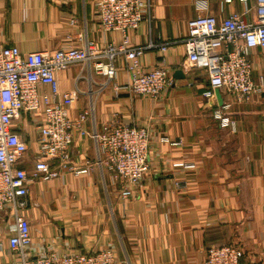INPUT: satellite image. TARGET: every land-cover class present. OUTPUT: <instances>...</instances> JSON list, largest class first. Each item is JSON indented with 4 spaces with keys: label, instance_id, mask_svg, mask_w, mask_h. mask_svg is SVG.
Returning <instances> with one entry per match:
<instances>
[{
    "label": "crops",
    "instance_id": "1",
    "mask_svg": "<svg viewBox=\"0 0 264 264\" xmlns=\"http://www.w3.org/2000/svg\"><path fill=\"white\" fill-rule=\"evenodd\" d=\"M197 1L156 0L153 21L130 30L132 41L182 38L189 19L201 13ZM253 2L208 0L204 13L221 18ZM95 3L0 0V44L17 45L29 52L70 44L81 46L87 39L101 45L121 41L119 31H98ZM72 18L77 19L76 24ZM251 57L257 78L264 73V49H252ZM159 58L157 49H149L142 61L151 66ZM166 58L174 83L161 98L117 95L111 81L94 100L88 94L81 95L73 110L79 112L92 105L98 127L113 112L119 113L123 121L151 126L152 169L143 184L136 187V195L126 201L121 198L120 184L111 171L95 162L94 141L77 135L72 145V164L89 170L65 171L30 185L25 213L32 224L35 251L43 246L59 251L113 246L120 264H203L207 247L238 242L245 248L243 264H264V93L239 102L220 90L222 104H232L227 111L234 122L222 126L214 116L221 100L204 95L210 85L203 71L183 68V45L172 46ZM122 69L119 81L127 79ZM178 69H184V77L176 75ZM80 71L79 66L60 70L61 88L74 87ZM95 79L102 84L106 77L95 75ZM78 84L85 90L96 89L85 77ZM18 122L19 132L30 144L22 165L31 168L37 131L28 114ZM161 135L182 143H163ZM182 160L196 166L174 165ZM176 180H186L187 186L176 187ZM9 223H0V264H15L7 244Z\"/></svg>",
    "mask_w": 264,
    "mask_h": 264
},
{
    "label": "built area",
    "instance_id": "2",
    "mask_svg": "<svg viewBox=\"0 0 264 264\" xmlns=\"http://www.w3.org/2000/svg\"><path fill=\"white\" fill-rule=\"evenodd\" d=\"M155 1L96 0L98 31H119L121 41L101 45L87 39L81 46L70 44L29 52H23L17 45L0 44V223L10 222L7 244L14 253L15 264H120L113 246L92 251H59L43 246L35 251L32 224L25 213L32 182L48 180L65 171L89 170L72 164V145L77 135L94 141L96 164L111 171L125 201L136 195V187L151 172V126L123 121L119 113L113 112L98 127L92 105L73 111L81 95L88 94L94 100L100 89L114 81L117 95L161 98L174 83L166 55L176 44L185 49L183 68H198L208 76L210 87L204 92L207 98L216 99V89L226 90L239 102L264 93V73L254 77L251 57L252 49H264V0H254L251 6L221 18L204 13L208 0H198L201 13L189 19L185 36L134 43L129 31L153 21ZM71 21L77 23L76 18ZM149 49L160 53L159 60L151 66L142 61ZM75 66L81 67L78 81L85 77L96 89L85 90L78 81L70 89L61 88L58 72ZM122 68L127 75L125 81L118 80ZM95 75L106 79L98 84ZM231 105L224 103L214 110L222 126L234 123L227 111ZM23 114L30 115L37 131L31 168L22 165L30 151L28 140L19 132L18 120ZM159 140L175 146L182 143L167 135H161ZM174 165L196 166L184 160ZM175 186L184 189L187 182L176 180ZM244 256L245 248L238 242L211 245L205 250L203 264H243Z\"/></svg>",
    "mask_w": 264,
    "mask_h": 264
},
{
    "label": "water",
    "instance_id": "3",
    "mask_svg": "<svg viewBox=\"0 0 264 264\" xmlns=\"http://www.w3.org/2000/svg\"><path fill=\"white\" fill-rule=\"evenodd\" d=\"M176 75L177 76H183L184 77V71L182 69H178L176 71ZM216 92H217L218 99L221 100V104H222V98H221V94H220V89H216Z\"/></svg>",
    "mask_w": 264,
    "mask_h": 264
},
{
    "label": "rangeland",
    "instance_id": "4",
    "mask_svg": "<svg viewBox=\"0 0 264 264\" xmlns=\"http://www.w3.org/2000/svg\"><path fill=\"white\" fill-rule=\"evenodd\" d=\"M81 69V67H79Z\"/></svg>",
    "mask_w": 264,
    "mask_h": 264
}]
</instances>
